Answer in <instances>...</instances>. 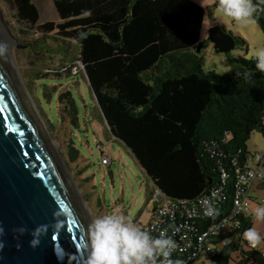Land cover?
<instances>
[{"label":"trees","instance_id":"16d2710c","mask_svg":"<svg viewBox=\"0 0 264 264\" xmlns=\"http://www.w3.org/2000/svg\"><path fill=\"white\" fill-rule=\"evenodd\" d=\"M10 1L24 26L21 33L42 32L46 40L78 43L80 65L71 68L83 69L110 139L118 141L153 181L150 197L160 190L175 200L196 199L221 184L223 174L228 176L226 193L231 194L237 166L251 165V134H264V73L255 59L242 56L226 74L204 71L196 55L205 14L201 4L53 0L60 22H40L33 0ZM252 3L264 34V0ZM45 47L49 51L50 42ZM35 76L41 79L40 73ZM58 98L63 117L78 125L72 92L67 89ZM70 147L75 161L80 150ZM252 225L253 218H248L243 229ZM239 247L224 246L212 264H230ZM171 258L186 262L184 254ZM249 263L264 264L263 254L241 249L239 264Z\"/></svg>","mask_w":264,"mask_h":264},{"label":"rangeland","instance_id":"374dc122","mask_svg":"<svg viewBox=\"0 0 264 264\" xmlns=\"http://www.w3.org/2000/svg\"><path fill=\"white\" fill-rule=\"evenodd\" d=\"M193 1L205 8L201 31L203 45L199 52L196 50L204 71L215 70L218 74H226L233 68L238 57L255 59V51L264 48V34L254 16L244 25L222 16L217 8V0ZM33 2L40 10V22H60L53 0ZM0 20L16 41L10 52V61L16 66L18 74L10 67L11 71L16 80L22 83L18 82L29 106L39 116L47 134L50 135L58 160L70 184H74V189H77L73 190L74 194L79 191V203L88 218L92 221L97 215L118 209L133 222L137 220L143 224L149 223L155 207L161 204L156 193L150 197L155 185L128 151L118 141L110 139L83 69L71 68L74 64L80 65L76 59L78 43H57L50 38L46 40L42 37V32L21 33L19 29L24 26L19 21L16 6L10 0H0ZM215 25L221 26L236 39L232 51H216L214 44L209 40V31ZM48 42L51 47L46 51L44 46ZM55 70H58L60 75H57ZM36 72L41 74V79H36ZM67 89L72 92L78 107V125L72 124L68 117H63V104L58 97ZM47 92L50 94L46 96ZM247 144L249 151L254 155L264 153V134L254 131ZM70 145L80 150L79 158L75 161L70 158ZM102 149H105L104 153ZM105 155L109 156V163H103ZM253 188L252 194L255 193ZM261 189V195L264 197V188ZM252 228L264 236V221L254 218ZM256 249L264 253V242ZM203 258L208 264H212L208 256ZM229 263L239 264L238 252L231 254Z\"/></svg>","mask_w":264,"mask_h":264},{"label":"water","instance_id":"95a60500","mask_svg":"<svg viewBox=\"0 0 264 264\" xmlns=\"http://www.w3.org/2000/svg\"><path fill=\"white\" fill-rule=\"evenodd\" d=\"M209 40L218 52H230L236 44L219 25L209 31ZM41 225L44 231L33 247L32 232ZM0 227V264H82L84 218L1 60ZM21 227L26 229L23 234L17 231Z\"/></svg>","mask_w":264,"mask_h":264},{"label":"built area","instance_id":"2783aa9c","mask_svg":"<svg viewBox=\"0 0 264 264\" xmlns=\"http://www.w3.org/2000/svg\"><path fill=\"white\" fill-rule=\"evenodd\" d=\"M109 159L105 155L103 163H109ZM236 174L231 194L226 193L227 174L222 175L221 184L196 199L175 200L157 190L156 197L161 204L155 207L152 220L140 227L153 235H158L161 229L167 228L177 244L172 255L184 254V264H208L204 256L211 260L221 248L233 243L240 245L238 253L246 247L247 250H257L243 238V227L246 219L254 220L252 209L264 204L263 196L251 193L255 183L260 182L264 186V153L254 155L248 167L237 166ZM205 199L210 200L219 210L218 215H204L202 202ZM228 204L229 207H226ZM259 252L264 256L263 252Z\"/></svg>","mask_w":264,"mask_h":264},{"label":"clouds","instance_id":"9594fccd","mask_svg":"<svg viewBox=\"0 0 264 264\" xmlns=\"http://www.w3.org/2000/svg\"><path fill=\"white\" fill-rule=\"evenodd\" d=\"M217 8L222 16L244 25L250 22L256 10L252 0H217ZM4 51L5 45L0 44V55ZM254 58L256 68L264 73V48L257 49ZM202 207L205 216L214 217L219 214V210L208 199L202 202ZM54 215L58 216L59 213ZM251 215L264 221V204L252 209ZM54 226L58 228L59 222ZM44 228L41 225L33 230L34 238L30 241L33 247L39 244ZM25 230L23 227L17 229L21 234ZM3 232V227H0V235ZM243 238L254 248L264 242V236L255 228L245 230ZM3 246V241H0V248ZM176 248V241L169 235L167 228L161 229L158 235H153L117 209L93 217L87 227L86 251L82 264H182L171 258Z\"/></svg>","mask_w":264,"mask_h":264},{"label":"bare ground","instance_id":"6f19581e","mask_svg":"<svg viewBox=\"0 0 264 264\" xmlns=\"http://www.w3.org/2000/svg\"><path fill=\"white\" fill-rule=\"evenodd\" d=\"M1 21V20H0ZM16 43V41L14 40V38L11 36L10 32L7 30V28H5V26L3 24H1L0 22V44L5 45V51L2 55H0V60L2 61V63L4 64L8 75L10 76L13 85L15 87L16 92L19 95V98L21 100V102L23 103V105H25L26 110L28 111V114L30 115L32 121L35 123L36 128L38 129V131L40 132V134L43 136V138L45 139L46 143L48 144L49 150L53 156V159L55 160L61 174L63 175L65 182L68 186L69 191L71 192L76 206L80 212V214L82 215V217L84 218L85 224L88 227V225L90 224L91 220L90 218H88L87 214L83 211V209L80 206L79 200H80V196H79V191L78 193L74 194L73 190L77 191V189L75 188V185L72 183L70 184L69 179L67 178L62 164L61 162H59L58 160V154L56 152V150L54 149V147L52 146V141L50 138V135L47 134V130H45L44 124L42 123V121H40V119L38 118L39 116L36 115V112H34V110L31 108V106H29L28 104V100H26V96L24 95L23 92V88L19 86L18 82L20 80H16L14 74L11 71V68L13 69V71L17 72V68L15 65H12V62L10 61V57L12 54H10L11 50H12V46ZM11 67V68H10ZM20 84H22L21 82H19ZM73 188V189H72ZM76 195V196H75ZM79 197V198H78Z\"/></svg>","mask_w":264,"mask_h":264},{"label":"crops","instance_id":"0c3cea01","mask_svg":"<svg viewBox=\"0 0 264 264\" xmlns=\"http://www.w3.org/2000/svg\"><path fill=\"white\" fill-rule=\"evenodd\" d=\"M260 188H264L263 184L260 182L255 183L254 188H253L255 189V193L253 194L254 196H262L261 195L262 189L260 190Z\"/></svg>","mask_w":264,"mask_h":264}]
</instances>
